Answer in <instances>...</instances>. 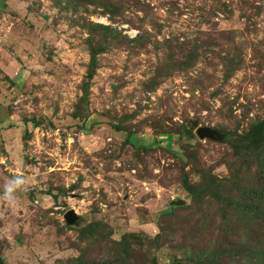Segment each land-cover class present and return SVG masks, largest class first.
Instances as JSON below:
<instances>
[{"label":"rangeland","instance_id":"obj_1","mask_svg":"<svg viewBox=\"0 0 264 264\" xmlns=\"http://www.w3.org/2000/svg\"><path fill=\"white\" fill-rule=\"evenodd\" d=\"M92 21L138 39L112 43L89 79ZM263 116L264 0H0V264H76L94 222L114 240L138 233L156 264H196L227 233V247L263 248L264 230L232 225L247 216L220 198L199 229L172 230L192 212L183 172L230 176L217 132ZM239 168L250 183L256 163Z\"/></svg>","mask_w":264,"mask_h":264},{"label":"trees","instance_id":"obj_2","mask_svg":"<svg viewBox=\"0 0 264 264\" xmlns=\"http://www.w3.org/2000/svg\"><path fill=\"white\" fill-rule=\"evenodd\" d=\"M88 28L90 34L86 42L90 52V61L87 65L89 79L95 75L100 66V54L108 51L112 43L130 46L131 43L138 39L136 37H130L115 26L103 23L92 21ZM230 40L228 41L227 39L229 43ZM170 44L171 43L167 40L166 45ZM177 46L178 49L181 51L183 50V45ZM229 46L231 47V45ZM232 49L234 50V55H236L232 60L237 61L238 59H243L242 50H240L238 46L233 45ZM187 57L188 56H186V59ZM235 68V66L232 67V72H228L225 75L226 79H229L231 74L235 71ZM85 85L86 91L87 86L89 87L88 79L85 81ZM183 126H185V130L189 136H195L194 130L196 126L193 122L190 126H187V124ZM117 128L122 129L123 127L118 126ZM133 135L134 133L130 132L128 137L129 142H132ZM216 138L221 142H227L232 149L231 156L234 162L230 165L231 174L225 178H216L213 176L208 179L206 183L197 184L192 183L189 179V175L183 172L184 174L180 180L184 188L188 190L193 197V204L190 206L192 212L188 217L183 218L180 223L178 222V226L172 227L175 234L180 231V227L184 226H190V228L196 227L199 229L201 216L203 217L206 213V205L210 203L212 198H220L219 203L222 207L239 203L236 209L247 217L244 219H237L235 222L236 225L233 221L232 225L237 226L238 229L244 230L241 228L243 227L246 230L247 227H251L252 229L253 227H258V230H264V116L263 118L255 117L252 119L247 131L244 133L221 130L218 131ZM246 162L256 163L257 171L256 174L253 175V179L250 183L247 184L246 181L245 184L240 185L238 184L240 181L239 175H241L239 165ZM177 206L183 208L185 204ZM177 206H174L166 213H172ZM212 219L215 220L214 218ZM247 220L249 221L248 223H246ZM244 224L246 225L244 226ZM99 225L98 222L90 223L82 230V236H88L89 245L81 249V255L73 260L74 263L156 264V257L153 255L152 247L144 248V243L141 241L138 233L130 232L121 240H114L109 230H96ZM220 230L227 229L222 228ZM197 235L198 232L195 234L194 239H196ZM227 237H229L228 233L223 240L219 239V241L212 246L211 250H198V255L193 257L190 256L188 260L194 261L196 264H264V247L257 250L254 249L251 244L241 245V242L239 246L230 245L229 248L224 243ZM222 241L223 243H221ZM238 248H240V250H238ZM240 252L243 258L246 254V260L244 262L241 260H238L239 262L235 261L236 255H240ZM255 252L256 255H254ZM173 261L175 262L176 258Z\"/></svg>","mask_w":264,"mask_h":264},{"label":"water","instance_id":"obj_3","mask_svg":"<svg viewBox=\"0 0 264 264\" xmlns=\"http://www.w3.org/2000/svg\"><path fill=\"white\" fill-rule=\"evenodd\" d=\"M209 131V128L208 127H198L197 128V134L200 136V137H204L207 132ZM218 133V132H217ZM185 202L182 201L181 203H178V204H184ZM78 218V216L72 211V210H69L66 212L65 214V219L69 222V223H74L76 221V219Z\"/></svg>","mask_w":264,"mask_h":264},{"label":"clouds","instance_id":"obj_4","mask_svg":"<svg viewBox=\"0 0 264 264\" xmlns=\"http://www.w3.org/2000/svg\"><path fill=\"white\" fill-rule=\"evenodd\" d=\"M23 179L21 177H16L14 180H13V184L14 185H21L23 184ZM6 192H11V191H15V188L12 187V186H9L8 188H6L5 190Z\"/></svg>","mask_w":264,"mask_h":264}]
</instances>
